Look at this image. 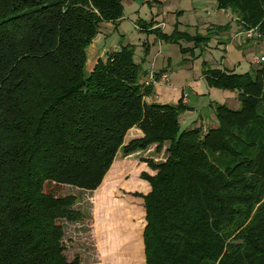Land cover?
<instances>
[{
	"label": "trees",
	"instance_id": "1",
	"mask_svg": "<svg viewBox=\"0 0 264 264\" xmlns=\"http://www.w3.org/2000/svg\"><path fill=\"white\" fill-rule=\"evenodd\" d=\"M124 3L0 0V264H81L65 254L64 222L84 221L67 188L94 192L119 152L167 142L165 162L144 161L149 193L136 194L145 264H264V66L236 73L203 62L208 85L236 93L240 108L212 103L216 125L183 128V99L145 101L154 85L144 84L133 45L88 71V49L104 23L125 17ZM217 9L236 18L238 32L264 37V0H217ZM137 26L184 55L230 29L167 35L154 17ZM134 127L144 137L126 144Z\"/></svg>",
	"mask_w": 264,
	"mask_h": 264
},
{
	"label": "rangeland",
	"instance_id": "2",
	"mask_svg": "<svg viewBox=\"0 0 264 264\" xmlns=\"http://www.w3.org/2000/svg\"><path fill=\"white\" fill-rule=\"evenodd\" d=\"M198 1L201 0H172V7L177 8L180 12L186 10L184 15H176L178 17L175 22L188 24L191 21V23H194V14L189 12H192L193 4ZM207 1L204 5L200 4V9H198V14L205 20L207 19L205 11L212 13L217 8L215 0ZM131 3L139 8L142 3H145V0H125V19L122 22V27L119 30L109 32L105 45L111 50V47H113L112 41L119 38L118 34L123 30L124 34L120 36L123 41L122 45L131 44L135 47L136 62H142L143 57H145L143 43L149 42L153 51L159 50L158 44L163 45L161 50L167 51L168 55L159 57L156 68L161 70L168 67L171 87H166L161 94V97H167L168 101L161 98L159 103L176 104L178 101L175 102L173 91L178 89V86L182 87L190 81L197 80L202 75L203 62H208V68H224L221 60L225 54L221 52V48L220 50H212L215 54L213 60L208 56V51H204L205 47L198 49L193 58L188 56L191 60L187 61L184 60V57L188 54H182L179 45L165 43L164 41L158 43L159 40L157 42L158 38L155 35L140 31L137 21L139 19L147 22L151 21L153 18L152 9L145 3L140 13H137L135 9L131 8ZM131 15L134 16L130 17ZM188 32L194 34L195 29H188ZM180 43L185 48L192 47V44ZM93 50L94 47L90 46L87 51L88 71L93 68L98 60L95 56L92 58ZM140 55H142V59H140ZM254 55L255 53L250 58L249 56L243 58L246 60L241 64H236V73L254 72L256 70V66L252 62ZM230 58L233 60L230 55L227 62ZM151 59H154V55L151 56ZM147 61H149V58ZM149 65V63L144 64L142 69L146 70ZM188 65L190 66L188 67ZM231 67L234 68V65ZM163 84L160 86H165ZM203 99L205 104H202V102L199 104L207 108L212 103L211 98L206 96ZM239 108L240 102L238 100L237 103L232 105V109ZM204 110L207 109H200L198 112L204 114ZM183 128H185L184 125ZM142 137H144L143 131L134 127L128 132L125 143L128 144L130 141ZM168 148L169 143L167 142L161 150H158V145L154 144L146 151H139L129 156L119 152L102 184L96 191L85 193L74 188H67V194L80 196V201L75 209L84 215V221L80 223L64 222L65 254L69 261L79 257L81 264H145L143 233L146 225V213L143 199L136 196V194L147 195L150 191L148 183L141 178L143 172H151L144 161L153 160L158 164L165 162L168 158Z\"/></svg>",
	"mask_w": 264,
	"mask_h": 264
},
{
	"label": "crops",
	"instance_id": "3",
	"mask_svg": "<svg viewBox=\"0 0 264 264\" xmlns=\"http://www.w3.org/2000/svg\"><path fill=\"white\" fill-rule=\"evenodd\" d=\"M148 1L150 0H145V3ZM156 1L159 4L154 5V7L152 8V13H153L154 20L156 22V27L161 28V31L167 35H171L175 31L185 33V32H188V29H195L194 34L190 33L193 36L197 34L205 35L210 28L223 27L227 25L228 23L230 24V29L228 30V32L224 33L223 35H219L216 37L214 36L210 44L208 45V47L204 49V51H208L209 53L208 56L210 57V59L213 60L215 54L212 50L213 49L220 50L221 48V52L225 54V56L221 60V63L224 64V68L222 70H227V71L235 70L236 71V64L237 65L241 64L242 62L246 60L243 58H247L248 56L250 58L253 53L256 54L260 50V47L257 46L255 43L247 42L241 36V32H238L239 28L237 26H234L236 25V18L233 17V15L230 12L220 11L217 8L214 11H212V13L205 11V15L207 16L206 20L201 15H199L198 9H200V4L204 5L205 3L208 2L207 0H201L193 4L194 6L191 8L192 12H189V13L194 14V21H193L194 23H191V21H189L188 24L181 23V22H175L177 20L176 18L178 17L176 15H179V14L184 15L186 13V10H181L180 12L177 8L172 7V0H156ZM145 3H142L139 8L134 3H131L130 6L132 5L131 8L135 9V12L137 11V13H140V10L143 8L142 6ZM215 6H217V0H215ZM205 8L207 9L208 7L206 6ZM158 15L160 16L157 17ZM133 16L134 15H131L130 17H133ZM124 19L125 17L117 25L113 23H104L102 25L101 33L96 38L95 42L91 45L92 47H94L92 58H94L95 56L97 57V59H100V58H103L106 54L120 49V46L123 43L122 39L120 38V36H122L121 34H124L123 30H121L120 31L121 33L118 34L119 38L114 39L112 41L113 43L112 46L114 48L111 47V50L106 47L105 41L109 37V32H111L112 30H119L122 27V22L124 21ZM157 42L161 43V40L157 39ZM158 45H159V50L153 51V48L149 42L143 43V46H142L144 48L143 54L145 56V50H147V56H145V58L143 57L142 59V55H140L141 56L140 59H142L144 64L146 63L150 64L145 70L146 75H147L146 79L149 78L151 71H154L158 76H160L161 74H168L169 76L168 67L166 68L164 67V69H161V70H158L156 68V63L159 57L162 55H166V56L168 55L167 51L164 52L161 50L163 48V45L161 44H158ZM197 50L198 49H195L193 54H188L187 56H185L184 60H187V61L191 60L189 59V57L193 58L195 54L197 53L196 52ZM152 55H154L153 60L151 59ZM230 55L232 56L233 60H231L230 58L227 62V58ZM148 58H149V61H147ZM233 65H234V68L231 67ZM189 66L190 65H188V67ZM161 83L163 84V82H159L156 85H154V94L150 97L145 98V101L147 103L149 104L159 103L162 98L161 94L163 90H165L166 87H171V84L167 85L165 83L163 84L165 86H160L162 85ZM173 92H174L175 102L176 101L179 102L181 99H183L184 104L188 108H190V111H187L182 116V123L186 127H192V126L193 127H199V126L205 127L206 126L207 128L210 125L211 126L216 125L217 119H216L215 112L211 107V104L212 103L226 104L230 108H232V105L238 102V96L236 93H233L230 91H224V90H220L216 88H211L208 85L203 73L200 77H198L197 80L190 81L189 83L182 85V87L178 86V89H175ZM206 96H208V98H211L212 103L210 102L211 104L207 106V108H204L199 103L202 102V104H205V100L203 98ZM162 99L168 101L167 97L162 98ZM162 104H165V103H162ZM200 109H207V110H204L203 112L204 114H200V112H198Z\"/></svg>",
	"mask_w": 264,
	"mask_h": 264
},
{
	"label": "built area",
	"instance_id": "4",
	"mask_svg": "<svg viewBox=\"0 0 264 264\" xmlns=\"http://www.w3.org/2000/svg\"><path fill=\"white\" fill-rule=\"evenodd\" d=\"M241 36L245 40L252 41L257 46L260 47L259 52L252 57V62L256 65L264 66V37H263V34L257 29H250V30H246L242 32ZM159 82H163L167 85L171 84L168 74H161L160 76H158L154 71L150 72V76L145 81L144 84L146 86H150V85H156Z\"/></svg>",
	"mask_w": 264,
	"mask_h": 264
}]
</instances>
